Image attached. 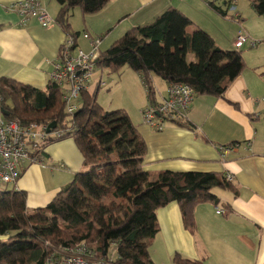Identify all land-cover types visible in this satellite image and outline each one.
<instances>
[{"label": "crops", "instance_id": "crops-1", "mask_svg": "<svg viewBox=\"0 0 264 264\" xmlns=\"http://www.w3.org/2000/svg\"><path fill=\"white\" fill-rule=\"evenodd\" d=\"M18 1L0 0V78L44 90L65 32L55 22L46 27L33 18L23 22L9 9ZM34 1L56 19L59 6L55 0ZM169 8L190 21L187 35L199 29L217 48L241 51L244 69L222 96H194L186 115L190 128L166 123L158 131L141 118L131 120L146 143L144 170L150 174H230L235 192L216 188L220 192L213 191L217 205L202 203L195 207L192 234L183 227L177 203L158 209L159 232L152 240L150 259L155 264H173L174 255H181L202 264H264V103L260 102L264 98V15H258L247 0H110L93 15L84 16L79 8L71 10L69 26L77 33V47L89 51L81 37L86 32L101 38L103 53L127 32L149 25ZM239 35L263 43L243 51L247 44L239 49L235 46ZM103 71L100 69L99 79ZM155 79L159 103L166 97L167 84ZM147 104L146 98L141 109ZM2 117L0 106V120ZM231 143L238 144L237 150L221 160L218 147ZM42 146L39 164L24 162L14 183H0V190L26 194L28 212L46 207L84 170L73 138L52 140ZM216 209L225 210V215L216 214Z\"/></svg>", "mask_w": 264, "mask_h": 264}, {"label": "trees", "instance_id": "trees-1", "mask_svg": "<svg viewBox=\"0 0 264 264\" xmlns=\"http://www.w3.org/2000/svg\"><path fill=\"white\" fill-rule=\"evenodd\" d=\"M55 1L59 10L54 22L75 38L77 33L69 26L71 10L93 15L110 2ZM247 1L258 15H264V0ZM189 25L184 15L169 8L149 25L133 28L115 41L102 53L97 69L127 67L142 75L147 106L158 104L154 77L166 84H185L195 96L220 97L244 69L241 51L217 48L199 29L189 36ZM96 90L82 92L80 108L69 114L56 84L49 82L41 90L0 78L2 118L62 131L61 137L52 140L73 138L84 169L46 207L32 212L26 209L24 192L0 190V237H5L0 240V264H44L54 250L82 242L105 258L115 245L117 264H155L149 249L159 232L158 209L177 203L183 227L192 234L195 207L217 205L216 188L235 192L225 176L217 173L145 171L146 143L124 110L97 106ZM169 123L191 127L182 119ZM172 262L202 264L180 255H174Z\"/></svg>", "mask_w": 264, "mask_h": 264}, {"label": "built area", "instance_id": "built-area-1", "mask_svg": "<svg viewBox=\"0 0 264 264\" xmlns=\"http://www.w3.org/2000/svg\"><path fill=\"white\" fill-rule=\"evenodd\" d=\"M9 9L16 12L23 22L33 18L43 27L54 23L48 13L40 8L34 0L14 2ZM81 37L87 42L89 51L84 52L77 47L74 36L65 35L50 75V82L56 84L60 89L65 111L69 114H73L79 109L77 103L81 93L90 90L92 77L102 56L100 37H92L86 32H83ZM245 44L249 47H255L257 42L239 35L235 41L237 49ZM100 83L99 79L96 88ZM194 96V92L189 86L169 83L167 84L166 97L157 106L148 105L140 112L142 120L155 130H161L164 124L176 119L186 120L188 108ZM260 102L264 103V98ZM48 127L34 123L23 126L17 119L0 120V183H14L19 177V169L24 162L39 164L42 161V145L61 137L63 134L60 130L52 132V129L48 130ZM237 148L238 144L236 143L218 147L220 159L223 160L226 155L237 150ZM225 178L229 183L233 179L230 174H226ZM224 213L225 210L216 209V214L223 215ZM44 264L117 263L115 258L99 257L94 248H90L82 242L72 248L54 250Z\"/></svg>", "mask_w": 264, "mask_h": 264}, {"label": "rangeland", "instance_id": "rangeland-1", "mask_svg": "<svg viewBox=\"0 0 264 264\" xmlns=\"http://www.w3.org/2000/svg\"><path fill=\"white\" fill-rule=\"evenodd\" d=\"M258 44L263 43L261 39L255 40ZM249 46L246 45L242 48L243 51H247ZM250 49L252 47H249ZM254 48V47H253ZM193 59V56L189 53L187 60ZM102 76L100 84L96 90L100 78V69H97L92 77L91 86L89 92L93 93L96 90V103L97 106L103 110H124L130 119L134 122L141 118V108L146 104V90L143 85L142 77L136 75L133 71H130L127 67H123L118 71H111L107 68H102ZM133 76V77H132ZM155 78V77H154ZM156 82L163 83L158 79ZM81 103H77V107L80 108ZM143 121V120H142ZM133 122V123H134ZM216 193L220 195L218 189H215ZM220 207V206H219ZM109 257H116V247L112 245L109 250ZM181 256V255H180ZM184 258L183 256H181Z\"/></svg>", "mask_w": 264, "mask_h": 264}, {"label": "water", "instance_id": "water-1", "mask_svg": "<svg viewBox=\"0 0 264 264\" xmlns=\"http://www.w3.org/2000/svg\"><path fill=\"white\" fill-rule=\"evenodd\" d=\"M49 129H52V126H49V127H48V130H49Z\"/></svg>", "mask_w": 264, "mask_h": 264}, {"label": "bare ground", "instance_id": "bare-ground-1", "mask_svg": "<svg viewBox=\"0 0 264 264\" xmlns=\"http://www.w3.org/2000/svg\"><path fill=\"white\" fill-rule=\"evenodd\" d=\"M253 48V47H252Z\"/></svg>", "mask_w": 264, "mask_h": 264}]
</instances>
